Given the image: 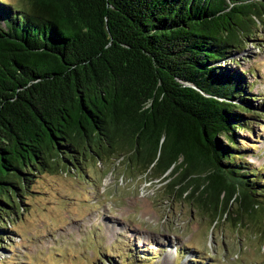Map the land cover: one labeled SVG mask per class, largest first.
I'll return each mask as SVG.
<instances>
[{"label":"trees","instance_id":"trees-1","mask_svg":"<svg viewBox=\"0 0 264 264\" xmlns=\"http://www.w3.org/2000/svg\"><path fill=\"white\" fill-rule=\"evenodd\" d=\"M259 24L264 0H0V251L35 179L114 156L188 181L178 195L199 192L211 218L233 202L263 214L264 162L246 160L263 150L236 130L259 125L264 99L218 65Z\"/></svg>","mask_w":264,"mask_h":264},{"label":"rangeland","instance_id":"rangeland-1","mask_svg":"<svg viewBox=\"0 0 264 264\" xmlns=\"http://www.w3.org/2000/svg\"><path fill=\"white\" fill-rule=\"evenodd\" d=\"M245 50L218 65L237 68L264 99V27ZM253 129L236 130L255 166L264 162V113ZM226 144V138L220 139ZM250 152V150H249ZM247 155V154H246ZM133 166V164H132ZM129 166L127 157L83 162L80 170L44 174L28 188L14 233L4 239L0 264H113L128 250L148 251L152 264H264V215H225L196 208V192L178 195L188 181L157 179ZM177 185V186H176ZM168 186L172 191L169 192Z\"/></svg>","mask_w":264,"mask_h":264},{"label":"water","instance_id":"water-1","mask_svg":"<svg viewBox=\"0 0 264 264\" xmlns=\"http://www.w3.org/2000/svg\"><path fill=\"white\" fill-rule=\"evenodd\" d=\"M259 214L257 215V213H256V218L258 219L259 217H260V215H264V213L262 214V212H259V211H257Z\"/></svg>","mask_w":264,"mask_h":264}]
</instances>
